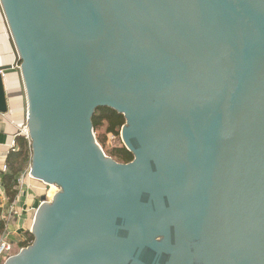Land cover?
<instances>
[{"label": "water", "instance_id": "1", "mask_svg": "<svg viewBox=\"0 0 264 264\" xmlns=\"http://www.w3.org/2000/svg\"><path fill=\"white\" fill-rule=\"evenodd\" d=\"M0 7L46 191L2 264H264V0ZM98 108L131 162L97 144Z\"/></svg>", "mask_w": 264, "mask_h": 264}, {"label": "crops", "instance_id": "2", "mask_svg": "<svg viewBox=\"0 0 264 264\" xmlns=\"http://www.w3.org/2000/svg\"><path fill=\"white\" fill-rule=\"evenodd\" d=\"M14 64L15 55L11 45V35L0 7V73L3 76L6 100V112L0 113L1 153L7 152L13 136L26 126L25 103L21 80L19 73L13 68ZM25 142L31 152L30 145L27 141ZM28 167H30V163L20 176L23 177L22 185L18 187L17 196L13 201L18 217H13L7 226L9 227L8 239L17 249L18 245L25 240L24 234L28 230V226L32 224L35 210L40 204V197L46 194L43 184L27 177ZM7 206H9L8 202L7 205L2 206L4 215Z\"/></svg>", "mask_w": 264, "mask_h": 264}, {"label": "trees", "instance_id": "3", "mask_svg": "<svg viewBox=\"0 0 264 264\" xmlns=\"http://www.w3.org/2000/svg\"><path fill=\"white\" fill-rule=\"evenodd\" d=\"M93 133L104 128V136L112 135L119 136V132L122 126L125 124V120L122 115L117 114L115 111L108 108H98L95 110L92 119ZM96 140V139H95ZM18 150L14 153H9L5 158L7 164V172L0 174V187L7 198V202L10 205L16 198L18 193V179L25 171L30 163L31 152L23 138L16 140ZM99 146H104V139H98L96 141ZM103 150V149H102ZM105 154V152L103 151ZM106 155V154H105ZM107 157L119 164H127L132 161V155L125 149L124 146L118 145L108 152ZM5 226V219L0 204V236L3 233ZM25 240L18 245V249H23L31 245L33 241L32 235L26 231Z\"/></svg>", "mask_w": 264, "mask_h": 264}, {"label": "built area", "instance_id": "4", "mask_svg": "<svg viewBox=\"0 0 264 264\" xmlns=\"http://www.w3.org/2000/svg\"><path fill=\"white\" fill-rule=\"evenodd\" d=\"M15 65V64H14ZM14 68V67H13ZM15 69V68H14ZM19 69V63H16V69ZM18 138H23L25 141L28 142V144L30 145V139L28 136V132H27V127L24 126L23 129L19 130L15 136H13V138L10 141L8 150L6 153H1L0 152V174H4L7 172V164L5 162V160H3V158L7 157V155L9 153H14L18 150V145L16 140ZM27 177H29V170L27 171ZM23 177H20V179L18 180V187H20L22 185V179ZM30 178V177H29ZM0 204L2 206L7 205V198L5 197V195L3 194V191L0 187ZM5 226H4V230L3 233L0 236V264H2L6 259H8L9 257L15 255L13 254L15 247L13 246V243H11L8 239V235H9V227H7L10 224V221L12 220L13 217H18V213L15 210V205L12 202L9 206H7L5 208ZM21 249H18V252ZM17 254V253H16Z\"/></svg>", "mask_w": 264, "mask_h": 264}, {"label": "rangeland", "instance_id": "5", "mask_svg": "<svg viewBox=\"0 0 264 264\" xmlns=\"http://www.w3.org/2000/svg\"><path fill=\"white\" fill-rule=\"evenodd\" d=\"M120 132H119V136L118 137H115V136H112V135L104 136V128L98 130L95 133L96 141L98 139H101V138L104 139V146L102 145L100 148L103 149L102 151H104L106 155H108V152L111 151L112 149H114V147L118 146L119 144L123 146V144L121 142V138H120ZM28 169H29V167H28ZM48 192H52V193H49L48 194L49 197H47V201L49 202L51 200V198L53 197V195L55 193H57V188L55 186H50ZM30 227H31V225H29L28 228H27L28 232L30 231ZM16 253H18V249L17 248L14 249L13 254H16Z\"/></svg>", "mask_w": 264, "mask_h": 264}, {"label": "flooded vegetation", "instance_id": "6", "mask_svg": "<svg viewBox=\"0 0 264 264\" xmlns=\"http://www.w3.org/2000/svg\"><path fill=\"white\" fill-rule=\"evenodd\" d=\"M56 187V186H55ZM57 188V193L60 191V189L58 188V187H56ZM46 202H48L47 200H46Z\"/></svg>", "mask_w": 264, "mask_h": 264}, {"label": "bare ground", "instance_id": "7", "mask_svg": "<svg viewBox=\"0 0 264 264\" xmlns=\"http://www.w3.org/2000/svg\"><path fill=\"white\" fill-rule=\"evenodd\" d=\"M49 193H52V192H49Z\"/></svg>", "mask_w": 264, "mask_h": 264}]
</instances>
